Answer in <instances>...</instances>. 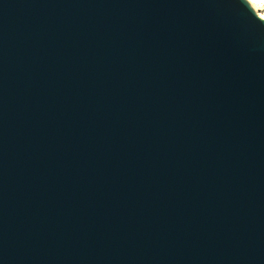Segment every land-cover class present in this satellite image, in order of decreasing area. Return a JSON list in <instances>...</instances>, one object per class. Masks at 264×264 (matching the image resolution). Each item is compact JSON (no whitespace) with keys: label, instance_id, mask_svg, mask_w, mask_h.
<instances>
[{"label":"water","instance_id":"obj_1","mask_svg":"<svg viewBox=\"0 0 264 264\" xmlns=\"http://www.w3.org/2000/svg\"><path fill=\"white\" fill-rule=\"evenodd\" d=\"M0 264H264L247 0H0Z\"/></svg>","mask_w":264,"mask_h":264},{"label":"bare ground","instance_id":"obj_2","mask_svg":"<svg viewBox=\"0 0 264 264\" xmlns=\"http://www.w3.org/2000/svg\"><path fill=\"white\" fill-rule=\"evenodd\" d=\"M257 15L264 19V0H247Z\"/></svg>","mask_w":264,"mask_h":264}]
</instances>
